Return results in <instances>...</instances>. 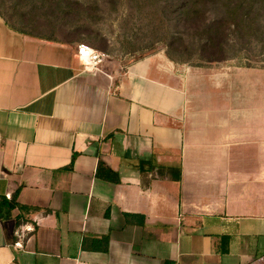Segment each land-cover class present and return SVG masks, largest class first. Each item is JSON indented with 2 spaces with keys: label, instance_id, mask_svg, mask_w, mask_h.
Returning a JSON list of instances; mask_svg holds the SVG:
<instances>
[{
  "label": "crops",
  "instance_id": "0c3cea01",
  "mask_svg": "<svg viewBox=\"0 0 264 264\" xmlns=\"http://www.w3.org/2000/svg\"><path fill=\"white\" fill-rule=\"evenodd\" d=\"M77 44L0 15V264H264V70Z\"/></svg>",
  "mask_w": 264,
  "mask_h": 264
},
{
  "label": "rangeland",
  "instance_id": "374dc122",
  "mask_svg": "<svg viewBox=\"0 0 264 264\" xmlns=\"http://www.w3.org/2000/svg\"><path fill=\"white\" fill-rule=\"evenodd\" d=\"M41 1H33L34 7H30V0H0V14L11 25L32 34L80 42L125 63L168 49L166 29L153 33L154 30L145 26L147 17L144 12L147 5L136 6L133 11L128 0H68L70 6L64 8L67 13H61L42 7ZM260 18L264 24V17ZM64 22L80 26L77 32L80 37L75 33L68 35ZM260 39L262 41L257 42L258 39L253 36L244 45L246 38L229 33L224 49L226 55L219 53L220 58L215 61H206L198 53L188 58L180 55L184 61L177 64L190 68L201 67L221 74H235L240 69L264 70V36ZM263 104L261 100L237 98L235 106L245 112L259 106L258 111L261 112L264 110Z\"/></svg>",
  "mask_w": 264,
  "mask_h": 264
},
{
  "label": "trees",
  "instance_id": "16d2710c",
  "mask_svg": "<svg viewBox=\"0 0 264 264\" xmlns=\"http://www.w3.org/2000/svg\"><path fill=\"white\" fill-rule=\"evenodd\" d=\"M30 1V7H34L32 2L36 0ZM128 1L131 2L130 5L133 11L136 6L147 5V9L144 12L147 17L145 26L154 30L153 33H160V31L166 29L168 33V49L165 54L171 61L176 63L184 61L181 60L180 55H186L188 58V56L195 53H198L201 56L200 58H204L206 61L219 59L218 54L225 53V44H227L225 42L229 33L235 34L239 38H246L244 45L253 36L258 39L257 42L262 41L260 37L264 36V24L260 18L264 17V0ZM41 2L43 3L41 4L42 7L61 11V13H67L64 8L70 6L68 0H43ZM3 18L7 21L4 16ZM7 23L11 25L8 21ZM64 24L68 35L75 33L76 36L80 37L79 33H77L80 26L68 25L66 22ZM11 26L21 32L32 34L22 28ZM38 36L54 38L46 35ZM96 175L115 183L119 181L116 173L103 162H99ZM176 179H179V175H177ZM1 205L6 207L3 209L0 206V217H2V213H5L6 208L10 210L15 207L12 200H5Z\"/></svg>",
  "mask_w": 264,
  "mask_h": 264
},
{
  "label": "built area",
  "instance_id": "2783aa9c",
  "mask_svg": "<svg viewBox=\"0 0 264 264\" xmlns=\"http://www.w3.org/2000/svg\"><path fill=\"white\" fill-rule=\"evenodd\" d=\"M76 55L78 59L82 62L84 69H98L104 59L109 57L108 54L95 50L94 48L79 43L76 47ZM27 231H31V227H26ZM16 245L21 246L20 242Z\"/></svg>",
  "mask_w": 264,
  "mask_h": 264
}]
</instances>
